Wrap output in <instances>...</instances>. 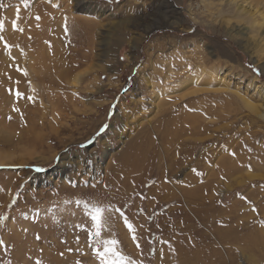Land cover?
<instances>
[{
  "label": "rangeland",
  "instance_id": "1",
  "mask_svg": "<svg viewBox=\"0 0 264 264\" xmlns=\"http://www.w3.org/2000/svg\"><path fill=\"white\" fill-rule=\"evenodd\" d=\"M263 23L264 0H0V264L264 262L236 240L264 233Z\"/></svg>",
  "mask_w": 264,
  "mask_h": 264
},
{
  "label": "bare ground",
  "instance_id": "2",
  "mask_svg": "<svg viewBox=\"0 0 264 264\" xmlns=\"http://www.w3.org/2000/svg\"><path fill=\"white\" fill-rule=\"evenodd\" d=\"M254 19H255V17H254ZM255 20H254V22H255ZM262 46H263V44H262ZM0 163H7V162L1 160ZM243 163L242 162H239V161H233L230 158L225 159L223 161V164L225 165V171H226L224 173V176L229 177L230 175H233L234 172L236 173V171L242 170L243 169V166L244 167L246 166V164L245 163L243 164ZM236 229L239 230L238 231V238H236V240L238 239L239 242L241 243L240 248L238 250L241 254L244 251L248 252L251 255H253V254H255V255H258L259 254V255H261V252L262 253L264 252V249L263 248H260V245H259V244H262L263 241H264V233L262 234V233H260L258 231V233H257V237L259 239L258 240V239H254L252 237L249 238L250 233L254 234V232L256 231L254 227H252V226H248V227L245 226L244 227L242 223H240V222L238 223L237 222ZM253 264H254V262H253ZM256 264H264V262L261 261V260H259V261L256 262Z\"/></svg>",
  "mask_w": 264,
  "mask_h": 264
},
{
  "label": "snow or ice",
  "instance_id": "3",
  "mask_svg": "<svg viewBox=\"0 0 264 264\" xmlns=\"http://www.w3.org/2000/svg\"><path fill=\"white\" fill-rule=\"evenodd\" d=\"M100 218H101V209H99V208H95V209L93 210V214H92V216H91V220H92L93 222H95V223L97 224V226H99ZM97 235H99V232H97ZM111 243H112V244H115V243H117V242H116V241H112ZM106 251H113V249L108 248V249H106ZM98 254H99V255H103V253H98Z\"/></svg>",
  "mask_w": 264,
  "mask_h": 264
}]
</instances>
